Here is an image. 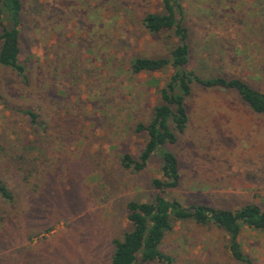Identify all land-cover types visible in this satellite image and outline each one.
I'll return each instance as SVG.
<instances>
[{"label": "rangeland", "instance_id": "rangeland-1", "mask_svg": "<svg viewBox=\"0 0 264 264\" xmlns=\"http://www.w3.org/2000/svg\"><path fill=\"white\" fill-rule=\"evenodd\" d=\"M23 3L21 59L30 58L31 84L0 65V124L37 137L13 110L33 107L50 127L41 132L38 186L26 185L14 205L0 202V224L10 225L0 237V264H110L112 240L131 227L126 202L150 198L151 180L160 176L157 157L133 173L121 167L119 154L143 145L134 125L149 119L172 73H132L130 60L167 56L176 39L141 24L144 14L162 10L161 0ZM182 3L194 47L206 52L205 74L241 76L264 91V0ZM189 111L187 129L170 146L181 181L168 195L184 205L264 207V115L232 90L200 88ZM224 240L214 227L177 222L162 248L174 257L168 264H241ZM241 240L254 264H264V232L244 228Z\"/></svg>", "mask_w": 264, "mask_h": 264}, {"label": "trees", "instance_id": "trees-1", "mask_svg": "<svg viewBox=\"0 0 264 264\" xmlns=\"http://www.w3.org/2000/svg\"><path fill=\"white\" fill-rule=\"evenodd\" d=\"M161 5L162 10L144 14L141 24L149 33H168L176 42L167 56L133 57L130 70L140 73L171 68L172 73L158 89V103L152 108L149 119L134 125V131L145 136L143 145L135 154L130 151L119 154L121 167L133 173L142 171L153 157H157L160 176L151 180L155 193L150 198L126 202L131 227L112 240L110 264L172 263L174 257L162 248V244L177 222L190 221L219 229L224 233V248L230 258L241 264H254L251 254L243 247L241 236L244 228L264 232V207L256 202L235 209L202 203L184 205L167 191L181 181L180 161L170 146L178 142L179 135L188 127L189 99L194 91L198 88L232 90L254 113L261 115H264V91L241 76L206 75V58L201 56L206 52L198 53L194 47L182 0H161ZM23 10V0H0V65L11 69L25 85H30V58L21 59ZM13 110L22 116L37 137H30L23 129L2 131L0 124V202L4 205L16 204L23 197L22 189L31 182L38 186V181L34 183L33 180L40 179L43 173L40 163L45 162L41 132L50 127L41 108L13 107ZM102 175L101 179L105 178ZM9 228L8 224H0L1 238L6 236ZM51 230L52 227L47 232Z\"/></svg>", "mask_w": 264, "mask_h": 264}]
</instances>
